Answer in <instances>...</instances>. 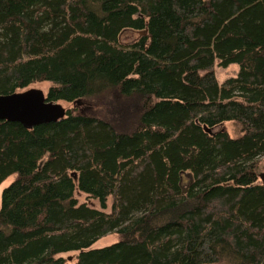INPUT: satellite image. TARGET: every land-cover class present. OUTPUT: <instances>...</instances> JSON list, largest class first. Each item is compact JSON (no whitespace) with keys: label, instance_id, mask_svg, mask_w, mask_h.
Instances as JSON below:
<instances>
[{"label":"trees","instance_id":"1","mask_svg":"<svg viewBox=\"0 0 264 264\" xmlns=\"http://www.w3.org/2000/svg\"><path fill=\"white\" fill-rule=\"evenodd\" d=\"M43 81L96 112L0 120V264H264V0H0V95Z\"/></svg>","mask_w":264,"mask_h":264},{"label":"water","instance_id":"2","mask_svg":"<svg viewBox=\"0 0 264 264\" xmlns=\"http://www.w3.org/2000/svg\"><path fill=\"white\" fill-rule=\"evenodd\" d=\"M147 34V29L141 32ZM77 100L73 104H81ZM68 108L60 101H50L45 91L32 87L23 91L0 95V120L19 122L25 128L32 129L40 124L58 122L66 118ZM208 132L211 129L205 127ZM264 184V174L261 175Z\"/></svg>","mask_w":264,"mask_h":264},{"label":"rangeland","instance_id":"3","mask_svg":"<svg viewBox=\"0 0 264 264\" xmlns=\"http://www.w3.org/2000/svg\"><path fill=\"white\" fill-rule=\"evenodd\" d=\"M136 35H137L136 33H132L130 35H125L123 40H124V42L132 41L131 39L136 38ZM214 68H215L216 77H217L220 84L224 83L227 79H229L231 77H235L239 72V66L238 65L232 64V65H229L228 67H223L220 65L219 61L216 62ZM51 85H52L51 82L43 81V82L34 83L31 86H29V88H32V87L40 88V89L45 91L46 95H48V92H49ZM60 102L68 109L73 108L76 111H79V112L82 111V112H88V113L96 112V106L97 105L95 106V104L90 100H82V103L76 107H74L73 104L68 103V102H64V101H60ZM219 128L225 129L230 134V136L234 137V138H237V137L242 135V126L235 121L225 122ZM258 174L260 177L262 174H264V156L260 157L258 160ZM14 178H15V176H12L0 185V206H1V202H2L3 190L12 183ZM260 181H261V179H260ZM186 184L187 183L184 184L185 192L187 191V185ZM76 196L80 200V202L86 201L90 205L94 206L95 208L101 209V206H100V203L98 200L90 199L87 197L86 194L80 193V192L76 193ZM112 204H113L112 198H110L108 201V208L106 209L107 212L111 211ZM118 239H119V237L116 233L108 234V235L102 237L101 239H99L94 244L93 247L101 248V247H105L108 245H112L113 243L117 242ZM77 254H78V252H69V253L62 254V256L67 259L66 264H75ZM218 264H226V263H218Z\"/></svg>","mask_w":264,"mask_h":264}]
</instances>
